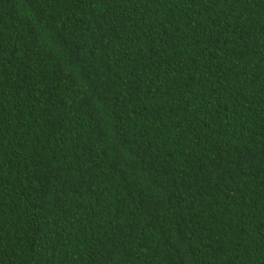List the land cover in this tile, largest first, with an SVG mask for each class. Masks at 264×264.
Here are the masks:
<instances>
[{
  "label": "trees",
  "instance_id": "obj_1",
  "mask_svg": "<svg viewBox=\"0 0 264 264\" xmlns=\"http://www.w3.org/2000/svg\"><path fill=\"white\" fill-rule=\"evenodd\" d=\"M0 264H264V0H0Z\"/></svg>",
  "mask_w": 264,
  "mask_h": 264
}]
</instances>
